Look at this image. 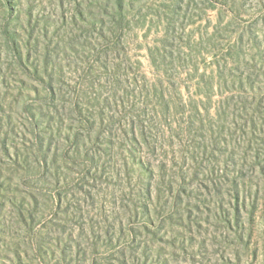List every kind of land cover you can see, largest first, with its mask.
<instances>
[{
  "label": "rangeland",
  "instance_id": "rangeland-1",
  "mask_svg": "<svg viewBox=\"0 0 264 264\" xmlns=\"http://www.w3.org/2000/svg\"><path fill=\"white\" fill-rule=\"evenodd\" d=\"M0 264H264V0H0Z\"/></svg>",
  "mask_w": 264,
  "mask_h": 264
}]
</instances>
